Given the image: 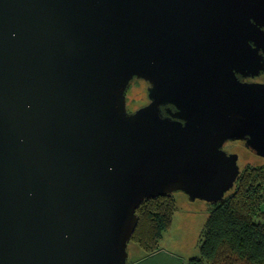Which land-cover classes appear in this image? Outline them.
Here are the masks:
<instances>
[{
    "label": "water",
    "instance_id": "1",
    "mask_svg": "<svg viewBox=\"0 0 264 264\" xmlns=\"http://www.w3.org/2000/svg\"><path fill=\"white\" fill-rule=\"evenodd\" d=\"M262 71L264 0H0V264H127L144 200L221 201L223 145L264 158V84L236 76Z\"/></svg>",
    "mask_w": 264,
    "mask_h": 264
},
{
    "label": "trees",
    "instance_id": "2",
    "mask_svg": "<svg viewBox=\"0 0 264 264\" xmlns=\"http://www.w3.org/2000/svg\"><path fill=\"white\" fill-rule=\"evenodd\" d=\"M263 204L264 165H247L223 199L209 204L199 254L185 264H264ZM175 211L173 193L144 200L136 210L138 222L129 241L145 254L155 253Z\"/></svg>",
    "mask_w": 264,
    "mask_h": 264
},
{
    "label": "rangeland",
    "instance_id": "3",
    "mask_svg": "<svg viewBox=\"0 0 264 264\" xmlns=\"http://www.w3.org/2000/svg\"><path fill=\"white\" fill-rule=\"evenodd\" d=\"M146 101V84L143 81L132 82L126 91L127 110H134L145 104ZM223 149L237 153V164L240 170L247 165H264V158L253 154L240 141L226 142ZM174 197L176 211L174 212L172 225L170 229L163 233V240L160 241L162 244L160 248L163 251L156 254H145L136 243L129 241L127 244L128 264H134L140 255H144V258L139 264H185L189 258L199 254V238L207 218L210 203L202 199L191 201L182 191H176ZM169 251L174 254L170 256L163 253Z\"/></svg>",
    "mask_w": 264,
    "mask_h": 264
},
{
    "label": "flooded vegetation",
    "instance_id": "4",
    "mask_svg": "<svg viewBox=\"0 0 264 264\" xmlns=\"http://www.w3.org/2000/svg\"><path fill=\"white\" fill-rule=\"evenodd\" d=\"M236 76H237L238 80L241 81V82H248V83L249 82H257V83L264 84V71L260 72L258 75H255V76H244V75H241L239 73H236ZM134 81H143L146 84L147 101H146L145 104H147L150 101L149 94H150V90L152 89L151 83L149 81H146V80H143V79L133 78L131 80L130 84L132 82H134ZM145 104H143V105H145ZM143 105H141V106H143ZM141 106H139V107H141ZM138 108H136V109H138ZM136 109H134V110H136ZM134 110H130V111H134ZM176 112H177V109L171 103H165V104L160 106V113L164 117H168L170 119L182 121V119H180V118H178L177 116L174 115ZM236 141H240V142H242L244 144V141H242V140H236ZM228 142H231V141H228Z\"/></svg>",
    "mask_w": 264,
    "mask_h": 264
},
{
    "label": "crops",
    "instance_id": "5",
    "mask_svg": "<svg viewBox=\"0 0 264 264\" xmlns=\"http://www.w3.org/2000/svg\"><path fill=\"white\" fill-rule=\"evenodd\" d=\"M174 216V215H173ZM163 240V239H162ZM161 240V241H162ZM162 246V244L160 243V247ZM161 251H163V249L162 248H160L157 252H155L154 254H156V253H160ZM163 253H166V254H168V255H173L174 253L173 252H163ZM144 255H140V257H138L137 259H136V261L134 262V264H139V262H141L142 261V258H144L143 257Z\"/></svg>",
    "mask_w": 264,
    "mask_h": 264
}]
</instances>
